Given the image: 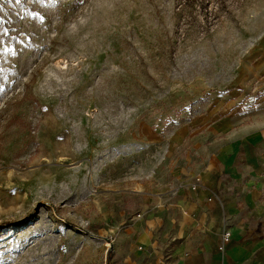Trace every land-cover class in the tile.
<instances>
[{"label": "rangeland", "instance_id": "obj_1", "mask_svg": "<svg viewBox=\"0 0 264 264\" xmlns=\"http://www.w3.org/2000/svg\"><path fill=\"white\" fill-rule=\"evenodd\" d=\"M260 93L264 0H0V264H178L160 196Z\"/></svg>", "mask_w": 264, "mask_h": 264}, {"label": "crops", "instance_id": "obj_2", "mask_svg": "<svg viewBox=\"0 0 264 264\" xmlns=\"http://www.w3.org/2000/svg\"><path fill=\"white\" fill-rule=\"evenodd\" d=\"M248 106L225 105V116L212 127L218 145L202 155L199 168H180L160 196L188 245L178 264L263 263L264 93ZM194 177L199 182L191 190ZM225 229L230 240L221 254L216 245Z\"/></svg>", "mask_w": 264, "mask_h": 264}, {"label": "built area", "instance_id": "obj_3", "mask_svg": "<svg viewBox=\"0 0 264 264\" xmlns=\"http://www.w3.org/2000/svg\"><path fill=\"white\" fill-rule=\"evenodd\" d=\"M198 182H199V179L197 177H194L193 182L190 183V185H189V188L191 190H194L195 187H197ZM229 240H230V231H229V229H225L221 232V234L219 236V240H218V243L216 245V250L219 253L224 254L226 246L229 243Z\"/></svg>", "mask_w": 264, "mask_h": 264}]
</instances>
